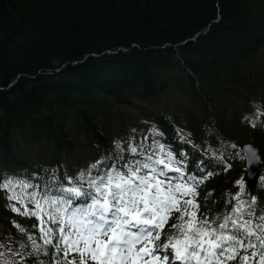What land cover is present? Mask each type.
Returning <instances> with one entry per match:
<instances>
[{"label":"trees","instance_id":"1","mask_svg":"<svg viewBox=\"0 0 264 264\" xmlns=\"http://www.w3.org/2000/svg\"><path fill=\"white\" fill-rule=\"evenodd\" d=\"M263 53L264 0H0V178L74 177L132 129L137 142L157 129L190 172L215 171L199 202L222 213L239 143L258 148L264 176V126L245 119L264 111ZM255 195L264 206L260 181ZM7 205L0 191V240L23 239L12 221L35 232Z\"/></svg>","mask_w":264,"mask_h":264},{"label":"snow or ice","instance_id":"2","mask_svg":"<svg viewBox=\"0 0 264 264\" xmlns=\"http://www.w3.org/2000/svg\"><path fill=\"white\" fill-rule=\"evenodd\" d=\"M254 106L255 119H245L264 126V111ZM136 132L74 177L53 170L43 184L0 178L9 210L37 221L35 232L12 221L23 239L0 240V264H264V206L248 183L262 163L256 150L242 149L245 175L235 193H224L227 210L213 214L200 204L199 188L215 171L200 160L190 172L189 154L162 142L157 129L139 142ZM203 151L221 167L222 155ZM257 179L264 186V176Z\"/></svg>","mask_w":264,"mask_h":264},{"label":"water","instance_id":"3","mask_svg":"<svg viewBox=\"0 0 264 264\" xmlns=\"http://www.w3.org/2000/svg\"><path fill=\"white\" fill-rule=\"evenodd\" d=\"M247 146H251V148L255 149L256 152L258 153L260 159H261V155H260V152H259L258 148H257L255 145H253V144H251V143H248V142L240 143L239 146H238L239 151H240V153H241V157H242V155H243L242 149H244V148L247 147ZM242 160H243V159H242ZM261 161H262V159H261ZM245 168H246V162L243 160V173H242V175H245ZM254 171L257 173V175H256V176H252V177L249 179L248 183L252 186V188H253V190H254V194H255V192H256V190H257V185H258V182H259V180L257 179V177H258V176H261V174H262V163H261L259 166H257V167L254 169ZM242 175H241V176H242Z\"/></svg>","mask_w":264,"mask_h":264},{"label":"rangeland","instance_id":"4","mask_svg":"<svg viewBox=\"0 0 264 264\" xmlns=\"http://www.w3.org/2000/svg\"><path fill=\"white\" fill-rule=\"evenodd\" d=\"M258 60H260L261 63H264V53L259 57ZM121 111H125V109H121ZM125 112H127V111H125Z\"/></svg>","mask_w":264,"mask_h":264},{"label":"bare ground","instance_id":"5","mask_svg":"<svg viewBox=\"0 0 264 264\" xmlns=\"http://www.w3.org/2000/svg\"><path fill=\"white\" fill-rule=\"evenodd\" d=\"M162 106L166 107V109H167V105H165V103H163Z\"/></svg>","mask_w":264,"mask_h":264}]
</instances>
